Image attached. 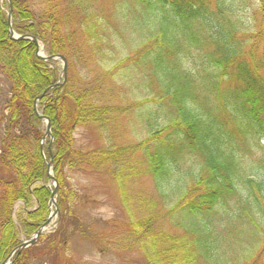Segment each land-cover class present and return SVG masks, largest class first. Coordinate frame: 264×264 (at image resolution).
I'll use <instances>...</instances> for the list:
<instances>
[{
	"label": "trees",
	"instance_id": "obj_1",
	"mask_svg": "<svg viewBox=\"0 0 264 264\" xmlns=\"http://www.w3.org/2000/svg\"><path fill=\"white\" fill-rule=\"evenodd\" d=\"M10 8L17 34L66 58L60 85L54 60L10 38ZM128 32L139 34L129 51L119 42ZM128 77L154 94L123 99ZM47 88L37 110L50 121V149L49 139L41 147L45 125L34 111ZM133 119L145 137L117 144ZM89 125L104 146L77 148V127ZM248 156L259 174L244 166ZM45 160L58 184L59 222L11 264H77L68 248L74 234L111 243L74 212L81 192L71 174L89 171L115 186L129 221L113 236L122 228L146 264H237L226 240L230 220L241 227L244 216L258 238L243 248V264H264V0H111L107 9L93 0H0V264L48 218ZM143 177L156 196L128 193ZM132 201L149 207L137 219Z\"/></svg>",
	"mask_w": 264,
	"mask_h": 264
},
{
	"label": "rangeland",
	"instance_id": "obj_2",
	"mask_svg": "<svg viewBox=\"0 0 264 264\" xmlns=\"http://www.w3.org/2000/svg\"><path fill=\"white\" fill-rule=\"evenodd\" d=\"M111 0H93V3L98 8L107 9ZM213 4L210 3V7ZM248 13L245 14L246 18L252 17L251 11L247 9ZM232 20V19H231ZM246 34V32L244 31ZM139 37L138 32L131 33L128 32L126 36H122L119 42L122 46L126 47V50L129 51L133 49L134 41L129 38L137 39ZM40 44V43H39ZM41 45V44H40ZM246 47H248L246 45ZM184 60L183 64L185 66L190 64L188 59ZM56 67L60 68V61L56 60ZM61 82V73L59 77ZM3 80L1 86H3ZM154 90L148 88L142 92L141 87L135 85L134 81L128 77L125 85L124 92L121 93V97L126 99L129 102L141 98H149L154 93ZM121 135L115 140L117 144L121 146H131L134 145L142 136L141 130L137 125L136 120L129 121V127L125 128L122 126L120 129ZM132 134L134 137L130 136ZM76 136V147L82 149H92L102 147L103 137L102 134L92 125L90 126H78L75 131ZM48 139V138H47ZM46 139V140H47ZM45 140V141H46ZM45 143V142H44ZM263 144V142H261ZM245 152V148L241 149ZM137 162L140 161L139 155H136ZM244 166H248V172L255 174L258 173L254 170L255 162L254 157L248 156L244 158ZM188 163H183V167L186 168ZM252 168V169H251ZM51 174H53V168L50 169ZM72 183L79 188L81 192V198L75 205L74 212L81 217V219L92 224V228L96 231L105 232L107 235H110L109 239L111 243L107 247H100L98 243L92 239H87L81 235L74 234L70 238V243H68L69 252L72 255L74 261L77 264H146L142 253L136 249L135 246L129 245V236L124 233V230L120 228L118 231L119 236H113V232L117 229V225L121 226L129 221L128 214L124 211L120 199L116 193L115 186L109 180V177L105 175L104 172L99 171H89L87 173H73L71 174ZM46 185L50 188L52 182L48 179ZM127 191L129 194H141L144 198L149 196H156L152 182L148 177H143L140 179V182L135 186H128ZM56 200V195H55ZM133 203V212L132 215L135 219L140 217V213H143L149 207L141 204L138 206L136 202ZM18 208V205L16 206ZM56 206L48 203L49 214L55 211ZM59 211L51 215L50 224L46 228V232H50L55 228L59 222ZM231 223L234 224L235 229L232 231V235H229V238L226 240V248L232 246L228 250V256L232 259V262L237 264H243L246 261V256L248 255V250L245 252L243 248L250 246L252 242H256L258 236L257 226L246 216L242 218L241 227L238 226L239 221L237 219H231ZM115 227V228H114ZM245 229H243V228ZM163 228L170 231H177L172 228L167 221L163 223ZM241 228L240 235H234V231H237ZM116 233V232H115Z\"/></svg>",
	"mask_w": 264,
	"mask_h": 264
},
{
	"label": "water",
	"instance_id": "obj_3",
	"mask_svg": "<svg viewBox=\"0 0 264 264\" xmlns=\"http://www.w3.org/2000/svg\"><path fill=\"white\" fill-rule=\"evenodd\" d=\"M8 27H9V33H10V38L11 39H18V40H25V39H28V40H31L33 41L36 45H38V41L36 40V38L32 37V36H22V35H17L15 34V32L13 31L12 27H11V12L9 11L8 12ZM41 54V50H37V55L41 58H43L44 60H48V59H59L62 61V67H63V74L65 76V70H66V59L62 56V55H56V56H53V57H45V56H42L40 55ZM47 91V90H46ZM41 95L38 97L40 98ZM37 98V99H38ZM35 112L36 114H38L37 110H36V104H35ZM40 116V115H39ZM40 118L42 119H45L46 121V132H45V136H48L51 138L52 140V137H51V126H50V122L47 118L43 117V116H40ZM48 176L50 178V180L53 182L54 184V190L52 191L51 193V198H50V203L52 205H55V200H54V196L56 194V187H57V184H56V181L54 179V177L50 174V172H48ZM57 211V209L55 208V211L51 213V215L53 213H55ZM51 215L49 216V218L47 219V221L41 226L39 227L35 232L34 234L26 239V240H23L21 242L20 245H18L8 256L7 258L5 259V261L2 263V264H10L11 263V258L13 257V255L15 253H19L22 249L34 244L38 238V236L45 230V228L48 226L50 220H51Z\"/></svg>",
	"mask_w": 264,
	"mask_h": 264
}]
</instances>
